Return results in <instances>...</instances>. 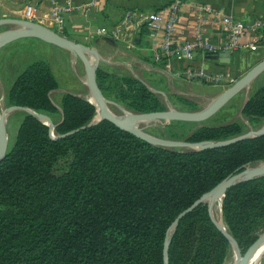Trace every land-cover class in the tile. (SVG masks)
Listing matches in <instances>:
<instances>
[{"label":"trees","instance_id":"trees-1","mask_svg":"<svg viewBox=\"0 0 264 264\" xmlns=\"http://www.w3.org/2000/svg\"><path fill=\"white\" fill-rule=\"evenodd\" d=\"M105 65L97 80L106 95L132 112L168 110L164 97L130 69L125 74ZM59 87L50 62L39 59L6 93L8 106L49 115L56 127L23 112L0 162V264H165L176 217L224 179L264 162V135L196 151L154 145L108 120L68 134L93 122L97 108L69 92L56 104L51 94ZM176 97L177 109L197 110L194 100ZM243 118L254 126L264 120V85L250 93ZM191 125L197 127L176 133ZM162 128L169 138L190 142L245 133L236 120L215 126L173 121ZM222 217L246 255L264 235V177L230 188ZM232 255L230 240L202 203L174 231L169 264H227Z\"/></svg>","mask_w":264,"mask_h":264},{"label":"crops","instance_id":"crops-1","mask_svg":"<svg viewBox=\"0 0 264 264\" xmlns=\"http://www.w3.org/2000/svg\"><path fill=\"white\" fill-rule=\"evenodd\" d=\"M55 1L73 8L66 17L65 27L72 39L88 45L91 41H97L98 51L106 59L100 66L126 65L130 69L137 67L136 70L142 73H163L180 83V86L188 85L193 96L200 93L195 91L191 84L204 82L177 78L174 72L178 69L184 70L188 64H194L215 73L230 71L239 79L264 59V0H181V18L174 32L175 40L190 41L196 32L201 30L215 49L200 51L192 61L176 62L165 70L164 67L156 66L154 60L164 32L160 29L151 36L150 29L142 18L150 13L159 12L163 15V20H166L175 0ZM28 3L39 6L42 13H50L51 0H0V18L5 16L23 18L22 10ZM229 17L246 24L247 32L241 37V43L246 45L258 40L257 50L244 46L238 51L226 49L230 34L224 21ZM256 24L257 27L253 28ZM115 27H120L119 35L99 34L100 29L105 28L107 32H112ZM0 91L5 95L1 85ZM177 93L186 95L183 91Z\"/></svg>","mask_w":264,"mask_h":264},{"label":"water","instance_id":"water-1","mask_svg":"<svg viewBox=\"0 0 264 264\" xmlns=\"http://www.w3.org/2000/svg\"><path fill=\"white\" fill-rule=\"evenodd\" d=\"M3 25H14V27L4 30L0 29V49L22 38H36L46 43L55 45L66 51H69L82 60L87 72V85L89 86L93 96L92 100L89 99L88 101L95 105V107L97 108V116L93 122L82 126L74 131H71L68 134H72L91 125L97 124L102 120H108L114 123L117 127L130 133H133L134 135L154 145L196 151L226 147L247 139L257 138L264 135L263 125L257 131L251 130L227 139L217 141L190 142L186 140L154 137L146 133L145 127L142 126L143 124H149L151 122H159L161 125L167 126L173 121L202 122L207 120L208 118L216 114L218 111H220L223 107H225L240 92L245 89L248 90L251 87L252 83L264 72V59L255 64L234 84L225 89L217 98L213 99L209 107L204 110L187 111L170 108L165 111L138 113L132 112L125 108V106L118 104V107L123 111V114L119 115L110 109L109 102L105 98L101 88L99 87L97 80V71L100 67V64L102 62H106V59L101 56L100 52L96 48L88 46L87 44L76 41L72 38L66 37L47 25L28 19L2 17L0 18V27ZM249 96L250 95L248 92L244 105L249 100ZM243 107L240 111L241 115H243ZM15 110H22L27 113H30L31 115L41 120L43 123L47 124L53 131L56 127V124L53 122L52 118L49 115L38 113L28 107L11 105L6 110H1L0 108V162L6 157L9 151L10 142L7 119L8 115ZM261 177H264V162L258 163L256 165H249L245 169L236 172L228 178L224 179L212 190H210L209 192L204 194L200 199H198L193 205L181 212L176 217L170 229L168 230L164 246L165 264H169V247L171 244L172 235L176 230L177 226L179 225V222L183 217H185L188 213L193 211L198 205L202 203L208 204L213 221L230 240L233 247V251L236 255L235 264H248L249 259L255 249L261 245L264 246V235H262L253 244L247 254L243 256L236 239L231 233L227 231L225 227L222 217V203L227 191L230 188L242 182ZM218 199L221 200L220 221H217V219L214 217V213L212 210L213 202L217 201Z\"/></svg>","mask_w":264,"mask_h":264},{"label":"rangeland","instance_id":"rangeland-1","mask_svg":"<svg viewBox=\"0 0 264 264\" xmlns=\"http://www.w3.org/2000/svg\"><path fill=\"white\" fill-rule=\"evenodd\" d=\"M8 17V16H5ZM19 18V17H18ZM23 19H25L23 17ZM41 23V22H39ZM50 26V24H44ZM14 27V25H9L7 29ZM54 29V28H53ZM66 37L71 38L67 32H61ZM78 41V40H77ZM80 42V41H79ZM83 43V42H82ZM91 47L96 48L99 50V46L97 41H91L89 43ZM102 56V55H101ZM39 59H44L50 62L51 67L57 77L60 87L51 94L53 100L56 104L60 103L62 94L64 92H69L72 94H76L82 96L86 99L92 100V92L87 85V72L82 60L76 57L73 53L61 49L55 45L46 43L42 40H38L36 38H22L16 40L6 46H4L0 51V85L2 90L4 91L5 95H2L0 91V108L1 110H6L9 106L6 103L5 97L8 90L14 84L18 75L26 68V66ZM185 62V61H182ZM103 65V64H102ZM125 65H120V67H112L109 65H105L109 71L120 72V73H127L126 70L130 69ZM156 66L167 67L166 64H162L156 62ZM131 67V71L133 72L134 76L140 79L150 90L159 93L162 97H164L165 102L168 106V109L177 107L172 103L176 100V95L180 94L177 92L183 91L189 99L194 100L198 103V108L195 111L204 110L209 107L210 103L213 99L217 98L226 88L221 86H212L208 83L204 82V84L192 83L191 87L200 93V95L193 96L191 94V90L188 85L180 86V83L172 79L166 74H157V73H142L139 70H136L137 67ZM144 72V71H143ZM264 85V72L258 77L251 85L248 90H243L240 92L233 100H231L225 107H223L220 111L214 114L212 117L208 118L205 121L200 122L203 125L215 126V125H222L226 124L231 121H240L244 127L245 132L251 130H259L264 125V120L260 123H256V125H252L250 122H247L243 115H241L240 111L245 103L247 98V94L249 95L252 91H255L259 87ZM100 87V86H99ZM102 90V89H101ZM103 92V91H102ZM105 98L109 102L110 109L122 115L123 111L118 107L122 105L114 98L106 95L103 92ZM123 106V105H122ZM22 110H15L8 115L7 124H8V133H9V142L10 145L14 143L18 126L23 117ZM59 119V116H56L55 119ZM171 124V123H170ZM169 124V125H170ZM145 127V132L159 138L165 139H177V138H169L167 132L162 127H166L161 125L159 122H151L149 124H143ZM197 127V126H195ZM194 125H191L185 130H177V134L186 133L189 129H194ZM182 140V139H177ZM216 208V209H215ZM214 217L217 221L221 219V202L215 205L214 210ZM219 219V220H218ZM236 262V255L233 251V255L231 259L227 262V264H235ZM261 264L264 263V250L258 254L256 259L254 260L253 264Z\"/></svg>","mask_w":264,"mask_h":264},{"label":"built area","instance_id":"built-area-1","mask_svg":"<svg viewBox=\"0 0 264 264\" xmlns=\"http://www.w3.org/2000/svg\"><path fill=\"white\" fill-rule=\"evenodd\" d=\"M182 1L175 0L170 7V14L163 20V15L159 12L150 13L142 18V21L147 23L151 36H154L157 30L162 29L164 32L161 44L156 50L154 60L159 63L166 64L168 68L176 62L192 61L198 52L215 49L205 36V33L198 30L193 39L186 42H177L174 38L176 26L181 18ZM73 10L72 6H63L55 0H51L50 13H42L39 6L28 3L24 6L22 12L25 19L41 22L42 24H50L54 30L63 33L66 27V17ZM225 26L229 30V41L226 44V49L238 51L243 46L251 50L258 49V40L252 41L249 44L242 45L241 37L247 32L245 23L235 19L234 17L226 18ZM257 24L253 26L256 28ZM111 33L119 35L120 27H115L112 32H107L105 28L99 30V34ZM175 77L183 78L191 82H206L212 86H221L224 88L230 87L238 79L235 78L230 71L224 73H215L197 67L194 64H188L185 69H178L174 72Z\"/></svg>","mask_w":264,"mask_h":264},{"label":"bare ground","instance_id":"bare-ground-1","mask_svg":"<svg viewBox=\"0 0 264 264\" xmlns=\"http://www.w3.org/2000/svg\"><path fill=\"white\" fill-rule=\"evenodd\" d=\"M220 201H221V200L218 199L217 201L213 202V204H212V210H214L215 205L218 204ZM215 209H216V208H215ZM218 220H219V219H218ZM263 250H264V246H263V245L257 247V248L255 249V251L253 252V254L251 255L248 264H253V263H254V260H255L256 257L258 256V254L261 253Z\"/></svg>","mask_w":264,"mask_h":264}]
</instances>
